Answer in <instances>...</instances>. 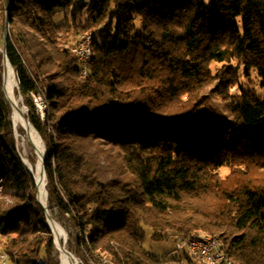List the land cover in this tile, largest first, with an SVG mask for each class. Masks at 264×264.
<instances>
[{
    "label": "trees",
    "instance_id": "1",
    "mask_svg": "<svg viewBox=\"0 0 264 264\" xmlns=\"http://www.w3.org/2000/svg\"><path fill=\"white\" fill-rule=\"evenodd\" d=\"M5 8V53L45 147L47 210L73 230L67 248L81 264H204L154 253L147 230L158 240L208 233L234 264H264V184L245 178L264 169V97L231 82L223 113L198 94L210 62L235 70L237 60L264 87V0H0ZM86 30L83 63L66 45ZM226 166L233 182L219 175ZM36 194L0 88V248L13 264H60Z\"/></svg>",
    "mask_w": 264,
    "mask_h": 264
},
{
    "label": "rangeland",
    "instance_id": "2",
    "mask_svg": "<svg viewBox=\"0 0 264 264\" xmlns=\"http://www.w3.org/2000/svg\"><path fill=\"white\" fill-rule=\"evenodd\" d=\"M61 19H62V14L59 13L56 16V20L59 21ZM5 22H7L6 33H4ZM0 24H2V27H0V50H2L4 41H6L8 34H9V10L7 8H5L2 13H0ZM89 32L92 33L93 31H90V30L79 31L74 38L76 40L72 43L67 44L66 46H70V47L77 46L80 39ZM92 36H93V33H92ZM233 62L236 63L235 70L232 69L234 67L232 65H229V63L225 65L217 63V62L208 63L206 65L207 71H208V77L202 89L198 93V94H204V98L207 99V101H209L210 105L218 108L223 113H224V106L226 104L227 96L230 93H232V90L235 89L234 87H237L236 85H232V84L230 85L231 82L237 83V85L242 87L245 91H248V92L254 91L259 96L264 97V87L260 86L255 74L251 73V75H248L247 73H245L242 65L237 63V60H233ZM234 63L232 64L234 65ZM4 71H5L4 64L1 59L0 61V88L3 92H4ZM14 75H15V72H14ZM15 79H16V75H15ZM4 95H5V92H4ZM15 96L19 99L20 107L24 109V115L26 116L27 107L23 103V97L21 96L19 92L17 79H16V87H15ZM5 98H6V95H5ZM6 100L8 101L7 98ZM8 104L10 107V118H11V122L14 128V135L16 138L18 155L21 161L23 162V164L25 165L26 169L28 170V172L32 175L31 171L29 170L28 163H30L35 168L38 162V155L32 143L27 137L25 128L22 127L21 125L19 126L14 125V122L12 120L13 109L9 101H8ZM42 145L45 150L43 142H42ZM231 169L232 167H229V166L223 167L222 169H220L219 175L222 178H228V181L233 182L236 179V175L235 176L231 175ZM234 170L236 169L233 168L232 171ZM245 174H247L245 178H248L250 180H255V181H258L264 184V169H259L253 166L249 168L247 167V172ZM45 201H46V206H47V195H46ZM50 216L52 215L50 214ZM52 218L56 222H58L56 217H54V214ZM58 223L63 227V229L65 230L67 234L66 242H65V246L67 247L68 233L69 232L73 233V230L68 225L64 226L62 225L61 222H58ZM176 238L177 236L175 235V236H169L167 239H161V240L154 239L153 237H151L150 231L147 230L146 237H145V245L154 253H163L166 251L175 252L177 251L176 244H175ZM2 240H3L2 236H0V242ZM70 252L78 259V264H81L79 258L72 251ZM56 257L58 258L60 262L58 249L56 252Z\"/></svg>",
    "mask_w": 264,
    "mask_h": 264
},
{
    "label": "bare ground",
    "instance_id": "3",
    "mask_svg": "<svg viewBox=\"0 0 264 264\" xmlns=\"http://www.w3.org/2000/svg\"><path fill=\"white\" fill-rule=\"evenodd\" d=\"M83 39H86L84 41V55L85 60H81L83 63L87 62L91 58L92 53V33L89 32L85 34L80 41H83ZM71 51L75 52L71 49ZM84 69V68H82ZM81 69V73L85 74V71ZM15 87H16V79L14 75V71L9 63H6L5 65V71H4V92L6 95V98L10 102L12 106V120L14 122L15 126L21 125L26 129L27 137L32 143L33 147L36 150V153L38 155V162L35 166V168L28 163L29 170L31 171L35 182L37 183V189H38V195H39V201L46 205V193H45V178L42 175L41 171V163H42V154L44 151L42 141L40 137L38 136L37 132L31 125H27L24 118V109L20 107L19 99L15 96ZM46 111V101L44 98V95L40 93V113L41 118L44 117V113ZM50 227L53 230L54 235V241L56 248L59 250V259L61 264H78V259L74 256L71 257L69 254H67L64 249L62 248V245H64L65 248V242H66V232L63 229V227L56 222L53 218L49 221ZM191 238H211V240H214L216 242V247L219 252H224L222 249V242L221 240L208 233H199V234H191ZM0 252H6L3 248H0ZM8 257L9 254L7 253ZM199 261H201L204 264H210L213 263V256H206V257H195ZM10 259V258H9ZM230 259V257H228ZM101 263H107V259L101 258Z\"/></svg>",
    "mask_w": 264,
    "mask_h": 264
},
{
    "label": "built area",
    "instance_id": "4",
    "mask_svg": "<svg viewBox=\"0 0 264 264\" xmlns=\"http://www.w3.org/2000/svg\"><path fill=\"white\" fill-rule=\"evenodd\" d=\"M79 41L77 46L71 47L78 55L80 60H85L84 41ZM85 71V69H82ZM33 103L37 112L40 114V92L32 94ZM178 251H186L194 257L213 256V263L210 264H234L224 252H219L216 247V242L211 238H191V234L179 235L175 241ZM0 264H13L7 255V252H0Z\"/></svg>",
    "mask_w": 264,
    "mask_h": 264
},
{
    "label": "water",
    "instance_id": "5",
    "mask_svg": "<svg viewBox=\"0 0 264 264\" xmlns=\"http://www.w3.org/2000/svg\"><path fill=\"white\" fill-rule=\"evenodd\" d=\"M6 27H7V22H5V24H4V33H6ZM4 45H5V41H4V44H3V48H2V50H1V52H2V61H3V64H4V69H5V65H6V63H9L8 62V59H7V56H6V53H5V48H4ZM24 118H25V122H26V124L29 126V125H31L32 126V124L30 123V121L28 120V118L26 117V116H24ZM33 127V126H32ZM34 128V127H33ZM35 129V128H34ZM26 130V129H25ZM35 131L37 132V130L35 129ZM37 134H38V136L40 137V135H39V133L37 132ZM41 139V138H40ZM44 158H45V150L43 151V154H42V165H41V171H42V175L44 176V178L46 179V177H45V171H44V165H43V161H44ZM35 184H36V187H37V183L35 182ZM45 185H46V181H45ZM45 193H46V195H47V191H46V188H45ZM36 199H37V201L39 202V204L42 206V208L44 209V211H45V215H46V219H47V225H48V227L50 228V230L53 232V230H52V228L50 227V224H49V221L50 220H52V217L50 216V214H49V212H48V210H47V206L46 205H44L43 203H41L40 201H39V195H38V189H37V194H36ZM54 243H55V241H54ZM56 246V245H55ZM62 248L64 249V251L67 253V254H69L71 257H74V255L67 249V248H65L64 247V245H62Z\"/></svg>",
    "mask_w": 264,
    "mask_h": 264
}]
</instances>
